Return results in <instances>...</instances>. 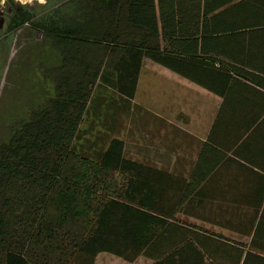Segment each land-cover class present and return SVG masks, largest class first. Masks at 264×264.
Returning <instances> with one entry per match:
<instances>
[{
  "label": "trees",
  "instance_id": "1",
  "mask_svg": "<svg viewBox=\"0 0 264 264\" xmlns=\"http://www.w3.org/2000/svg\"><path fill=\"white\" fill-rule=\"evenodd\" d=\"M65 5L73 9L44 17L25 10L12 26L31 22L62 61L55 95L0 144V264H95L102 252L151 264H264V114L245 113L246 95L264 94L251 72L264 71V0ZM192 44L195 54H180ZM144 58L223 97L190 178L127 157L117 137H84L96 82L132 100Z\"/></svg>",
  "mask_w": 264,
  "mask_h": 264
},
{
  "label": "crops",
  "instance_id": "2",
  "mask_svg": "<svg viewBox=\"0 0 264 264\" xmlns=\"http://www.w3.org/2000/svg\"><path fill=\"white\" fill-rule=\"evenodd\" d=\"M141 13L144 17L146 15L143 13L150 16L151 12L143 11ZM179 21L178 16L170 19V26L172 27L174 23L178 25ZM237 22L238 20L231 19L226 23ZM223 24L225 23L219 24L218 21H213L211 27L216 29ZM132 35L133 38L139 40L141 32L136 31ZM182 39L184 37L181 35L179 40ZM195 49V44L182 46L181 51L183 53L180 54L192 55L195 54ZM251 72L260 74L264 78V71L261 73L259 71ZM245 81L252 86H257L252 81L247 79ZM106 86L113 89L111 86ZM222 102L223 97L221 95L192 82L149 58H144L135 97L128 100L116 93L105 102L103 105L105 108L101 111L107 126L109 121L113 123L112 129H114L116 122L119 124V131H121L120 137L117 138L124 141V152L127 157L190 178L204 147L212 144L208 138ZM246 102L245 113L247 115L253 116V118L259 115L263 116L264 94L251 90L246 95ZM124 129L125 131L122 133ZM177 215L180 220L201 225L212 231H223V233L226 231V229L213 226L186 213H178ZM103 253L106 252L97 256L96 263L98 260H103L109 264L152 263L151 259L144 256L138 257L133 262H128L118 256L113 258L111 256L113 254L106 255Z\"/></svg>",
  "mask_w": 264,
  "mask_h": 264
},
{
  "label": "rangeland",
  "instance_id": "3",
  "mask_svg": "<svg viewBox=\"0 0 264 264\" xmlns=\"http://www.w3.org/2000/svg\"><path fill=\"white\" fill-rule=\"evenodd\" d=\"M66 1H39L41 4L35 8L34 14L44 17L60 9L69 12L73 6L65 5ZM31 26L34 28L32 31L21 29L18 33L9 32L6 26L0 31V78L7 81L0 97V144L12 137L20 123L29 120L33 110L44 106L55 95L56 66L61 64L62 55L50 36L43 33L36 35L39 30ZM115 94L101 80L96 82L89 113L81 126L84 137L95 139L100 133L108 137H120L119 124L116 122L112 129L113 123L109 121L107 126L101 111L105 108V102ZM106 142L102 140L99 143ZM224 234L241 239L228 230ZM96 264L109 263L98 260Z\"/></svg>",
  "mask_w": 264,
  "mask_h": 264
},
{
  "label": "flooded vegetation",
  "instance_id": "4",
  "mask_svg": "<svg viewBox=\"0 0 264 264\" xmlns=\"http://www.w3.org/2000/svg\"><path fill=\"white\" fill-rule=\"evenodd\" d=\"M41 4L39 0H32L30 3H20V0H5L2 9L0 10V19H3V26L0 31L6 26L9 32H20L21 29H29L32 31L34 28L31 26V22H26L22 27L17 29L12 28L13 24L19 21V16L25 10L33 11L35 8ZM17 32V33H18ZM42 34L41 31H36V35ZM6 36V35H5ZM7 81L5 78H0V97L3 94L4 87Z\"/></svg>",
  "mask_w": 264,
  "mask_h": 264
},
{
  "label": "water",
  "instance_id": "5",
  "mask_svg": "<svg viewBox=\"0 0 264 264\" xmlns=\"http://www.w3.org/2000/svg\"><path fill=\"white\" fill-rule=\"evenodd\" d=\"M4 1L5 0H2V2H0V10L2 9L3 7V4H4ZM32 1V0H31ZM41 2H43V0H39ZM45 1V0H44ZM3 26V19H0V28Z\"/></svg>",
  "mask_w": 264,
  "mask_h": 264
},
{
  "label": "clouds",
  "instance_id": "6",
  "mask_svg": "<svg viewBox=\"0 0 264 264\" xmlns=\"http://www.w3.org/2000/svg\"><path fill=\"white\" fill-rule=\"evenodd\" d=\"M0 2H2V0H0ZM31 0H20V3H30Z\"/></svg>",
  "mask_w": 264,
  "mask_h": 264
}]
</instances>
